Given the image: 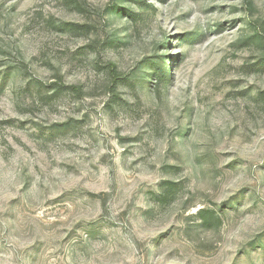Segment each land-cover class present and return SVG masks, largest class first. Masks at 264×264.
<instances>
[{
    "label": "rangeland",
    "instance_id": "374dc122",
    "mask_svg": "<svg viewBox=\"0 0 264 264\" xmlns=\"http://www.w3.org/2000/svg\"><path fill=\"white\" fill-rule=\"evenodd\" d=\"M0 264H264V0H0Z\"/></svg>",
    "mask_w": 264,
    "mask_h": 264
},
{
    "label": "trees",
    "instance_id": "16d2710c",
    "mask_svg": "<svg viewBox=\"0 0 264 264\" xmlns=\"http://www.w3.org/2000/svg\"><path fill=\"white\" fill-rule=\"evenodd\" d=\"M163 71H165V70L163 69ZM166 195H167V194H166ZM166 195H165V193H164V194H162V196H157V197H158V199H159L160 201H163V199L166 197ZM207 214H208V213H207V210H206V209L201 211V215H203V218H205V219H206V217L208 216Z\"/></svg>",
    "mask_w": 264,
    "mask_h": 264
}]
</instances>
